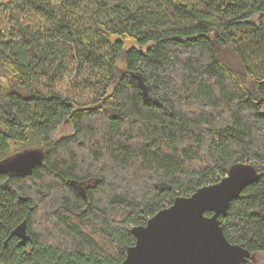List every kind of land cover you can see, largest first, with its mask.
I'll list each match as a JSON object with an SVG mask.
<instances>
[{"label":"trees","instance_id":"obj_1","mask_svg":"<svg viewBox=\"0 0 264 264\" xmlns=\"http://www.w3.org/2000/svg\"><path fill=\"white\" fill-rule=\"evenodd\" d=\"M32 148L0 175V264H121L135 226L237 162L259 178L221 224L264 252V0L0 2V162Z\"/></svg>","mask_w":264,"mask_h":264},{"label":"water","instance_id":"obj_2","mask_svg":"<svg viewBox=\"0 0 264 264\" xmlns=\"http://www.w3.org/2000/svg\"><path fill=\"white\" fill-rule=\"evenodd\" d=\"M44 155L42 149L23 151L0 162V175L30 174ZM258 178L252 163L237 162L220 181L202 186L190 196H178L145 225L132 229L136 242L121 264H245L252 253L228 240L220 217L228 214L231 201L243 188ZM208 211L213 215L208 216ZM26 224L22 222L13 231L23 244L29 239Z\"/></svg>","mask_w":264,"mask_h":264},{"label":"rangeland","instance_id":"obj_3","mask_svg":"<svg viewBox=\"0 0 264 264\" xmlns=\"http://www.w3.org/2000/svg\"><path fill=\"white\" fill-rule=\"evenodd\" d=\"M9 0H0L2 3H7ZM3 23H5L8 27L11 26V23L8 19V16H5L2 20ZM130 45V44H129ZM68 83V82H67ZM73 91V88L71 89V92ZM64 94H67L64 92ZM73 132V127L71 126L70 123H65L56 133L57 137H62L65 135H68ZM252 262L255 264H264V252H258L255 253L252 257Z\"/></svg>","mask_w":264,"mask_h":264},{"label":"bare ground","instance_id":"obj_4","mask_svg":"<svg viewBox=\"0 0 264 264\" xmlns=\"http://www.w3.org/2000/svg\"><path fill=\"white\" fill-rule=\"evenodd\" d=\"M32 149H39V148H32ZM24 151H26V150H24ZM23 152V151H22ZM21 153V152H20ZM19 154V153H18ZM17 155V154H16ZM12 157H14V156H11V157H9V158H12ZM9 158H7V159H9ZM7 159H5V160H3V161H1V162H4V161H6ZM7 174H10V173H7ZM252 256H253V254H252Z\"/></svg>","mask_w":264,"mask_h":264},{"label":"flooded vegetation","instance_id":"obj_5","mask_svg":"<svg viewBox=\"0 0 264 264\" xmlns=\"http://www.w3.org/2000/svg\"><path fill=\"white\" fill-rule=\"evenodd\" d=\"M6 159V158H5Z\"/></svg>","mask_w":264,"mask_h":264}]
</instances>
